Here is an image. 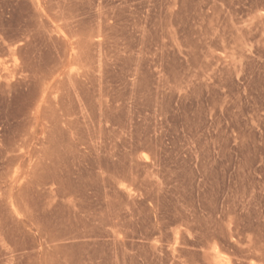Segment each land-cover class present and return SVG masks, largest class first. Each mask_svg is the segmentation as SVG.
<instances>
[{"label": "rangeland", "instance_id": "obj_1", "mask_svg": "<svg viewBox=\"0 0 264 264\" xmlns=\"http://www.w3.org/2000/svg\"><path fill=\"white\" fill-rule=\"evenodd\" d=\"M0 264H264V0H0Z\"/></svg>", "mask_w": 264, "mask_h": 264}]
</instances>
